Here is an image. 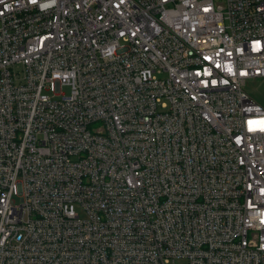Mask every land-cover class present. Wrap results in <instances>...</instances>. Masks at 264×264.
Masks as SVG:
<instances>
[{
  "label": "built area",
  "instance_id": "built-area-1",
  "mask_svg": "<svg viewBox=\"0 0 264 264\" xmlns=\"http://www.w3.org/2000/svg\"><path fill=\"white\" fill-rule=\"evenodd\" d=\"M255 78L264 0H0V264H264Z\"/></svg>",
  "mask_w": 264,
  "mask_h": 264
},
{
  "label": "rangeland",
  "instance_id": "rangeland-1",
  "mask_svg": "<svg viewBox=\"0 0 264 264\" xmlns=\"http://www.w3.org/2000/svg\"><path fill=\"white\" fill-rule=\"evenodd\" d=\"M245 89L258 102L264 103V79L255 78L247 82ZM67 91V89L65 90Z\"/></svg>",
  "mask_w": 264,
  "mask_h": 264
}]
</instances>
